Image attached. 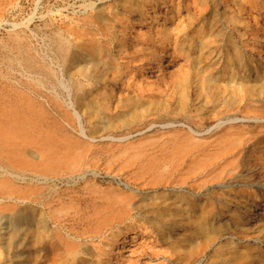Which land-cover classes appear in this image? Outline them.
I'll return each instance as SVG.
<instances>
[{"label": "rangeland", "instance_id": "1", "mask_svg": "<svg viewBox=\"0 0 264 264\" xmlns=\"http://www.w3.org/2000/svg\"><path fill=\"white\" fill-rule=\"evenodd\" d=\"M227 113L264 120V0H0V264H264L263 169L192 136Z\"/></svg>", "mask_w": 264, "mask_h": 264}, {"label": "bare ground", "instance_id": "2", "mask_svg": "<svg viewBox=\"0 0 264 264\" xmlns=\"http://www.w3.org/2000/svg\"><path fill=\"white\" fill-rule=\"evenodd\" d=\"M251 1V0H250ZM254 1V0H252ZM254 3V2H253ZM242 4V3H241ZM240 6V5H239ZM238 7V5H237ZM64 43V42H63ZM64 48V47H63ZM64 50V49H63ZM98 61V60H97ZM47 63V62H46ZM97 63V62H96ZM105 68V67H104ZM31 70V69H30ZM64 72V71H63ZM33 73V72H32ZM35 75V73H34ZM40 75V74H39ZM49 75V74H48ZM251 76V75H250ZM37 77V76H36ZM39 77V76H38ZM50 77V76H49ZM37 79V78H36ZM35 79V80H36ZM45 79V78H44ZM42 79L40 81L41 85L43 84H48V80H44ZM49 79V78H48ZM39 82V79L37 80ZM43 81V83H42ZM69 83V82H68ZM37 84V83H36ZM40 85V84H39ZM54 85V84H53ZM58 85V84H57ZM50 86V85H49ZM43 87V86H42ZM53 87V86H52ZM51 87V88H52ZM51 90V89H50ZM53 93V92H52ZM55 94V93H54ZM60 99V98H59ZM70 100V99H69ZM71 103V101H70ZM64 104V103H63ZM69 105V104H68ZM70 106V105H69ZM228 107V106H226ZM72 108V107H71ZM255 108V107H254ZM74 109V108H73ZM223 109V108H222ZM230 109H233L230 107ZM243 108H241L242 110ZM257 109V108H256ZM218 110V109H217ZM244 110V109H243ZM246 110V109H245ZM244 110V111H245ZM249 111H251L250 109H248ZM224 111V109H223ZM222 111V112H223ZM258 111V110H256ZM221 112V111H220ZM236 112V111H235ZM246 112V111H245ZM244 112V113H245ZM71 114V113H70ZM223 114V113H222ZM221 114V116H222ZM228 115H223V117H219L211 122H201V125L197 128V130L195 131V134L192 136L197 135L199 138L201 137L202 140V145L203 144L206 146L205 149L208 147L210 149H216L218 155H220V160H225L227 158H232L231 160V169L232 171L226 172V174H228V177H235L233 176L237 171H239V168H242L243 165H246V169H249L251 171V174H246L244 175L245 177H240L238 179V182L242 183L245 182V180L249 179L251 180L249 183L251 184V182L254 185H257L258 183L256 181H254L253 177H254V173L258 174L259 168H262L264 171V152L263 153H258L256 154L255 152H257V147L253 146L251 143H254V137L250 134H246V133H241V128L247 124L250 123V121H253V123L258 126L260 124H262V120L263 118L258 117V116H248V115H238V114H229ZM72 115V114H71ZM149 115V114H148ZM80 117V116H79ZM158 117V116H157ZM49 118V117H48ZM77 118V116H76ZM55 120V119H54ZM172 120V119H171ZM65 121V120H64ZM148 121V120H147ZM146 121V122H147ZM182 121V120H181ZM208 121V120H207ZM264 121V120H263ZM145 123V122H144ZM197 123V122H196ZM186 124V123H185ZM79 125V123H78ZM199 125V124H198ZM264 126V125H263ZM81 132L83 131L82 128H80ZM74 130V128H73ZM263 130V129H262ZM244 132V131H243ZM248 132V131H247ZM110 133V132H109ZM258 133V132H257ZM253 134V133H252ZM263 134V133H262ZM135 136V135H134ZM102 138V137H101ZM264 138V137H262ZM100 139V138H99ZM125 139V138H124ZM121 141V140H120ZM127 141V140H126ZM263 141V139L261 140ZM105 144V143H104ZM103 144V145H104ZM164 145V144H163ZM255 145V144H254ZM263 145V144H262ZM200 147V146H199ZM198 147L195 149L197 151ZM204 149V147H203ZM204 149V150H205ZM262 149V148H260ZM192 150V149H191ZM194 150V149H193ZM207 151V150H206ZM263 151V150H262ZM166 152V151H165ZM197 153V152H196ZM189 154V153H188ZM192 154V153H191ZM210 154V153H209ZM21 155V154H20ZM217 156V155H216ZM248 156V158L246 159V157ZM148 158V157H146ZM157 158V157H156ZM215 158V157H214ZM197 159V158H196ZM161 160V159H160ZM203 160V159H202ZM201 160V161H202ZM205 160V159H204ZM142 161V160H141ZM188 161V160H187ZM217 161V160H216ZM215 161V162H216ZM173 162V161H172ZM191 162V161H190ZM193 162V161H192ZM200 162V161H199ZM204 162V161H203ZM187 163V162H185ZM202 163V162H201ZM208 163V162H207ZM204 162V164H207ZM140 164V163H139ZM188 164V163H187ZM203 164V163H202ZM229 164V163H228ZM183 165V164H182ZM191 165V164H190ZM215 165V164H214ZM132 166V165H131ZM153 166V165H152ZM224 166V164H223ZM3 169V165L1 166ZM147 167V166H146ZM186 168V167H185ZM211 168V167H210ZM222 168V167H221ZM224 168V167H223ZM168 169V168H167ZM190 169V168H189ZM196 169V168H193ZM208 169V168H207ZM151 170V169H150ZM206 170V169H205ZM242 170V169H240ZM7 171V170H6ZM133 171V170H132ZM184 171V170H183ZM190 171H192V169H190ZM189 171V172H190ZM203 171V170H202ZM228 171V170H227ZM243 171V170H242ZM207 172V171H206ZM225 172V171H224ZM248 172V171H247ZM18 173V172H17ZM204 173V172H203ZM213 173V172H212ZM246 173V172H245ZM260 173V172H259ZM187 174V173H186ZM202 174V173H201ZM210 174V173H209ZM221 174V173H220ZM240 175V176H241ZM82 176V175H81ZM219 176V175H218ZM227 176V175H226ZM64 177V176H63ZM198 177V176H197ZM177 178V177H176ZM195 178V177H193ZM215 178V177H214ZM217 178V177H216ZM226 178V177H225ZM224 178V179H225ZM247 178V179H245ZM57 179V178H56ZM210 179V178H209ZM228 179V178H227ZM237 179V178H235ZM229 180V179H228ZM154 181V180H153ZM197 180H195L196 182ZM232 181V179H231ZM234 181V179H233ZM198 182V181H197ZM219 182V181H217ZM226 182V181H225ZM262 181H259L260 186H256L255 189H253V191L255 192H259L260 191V187L264 188V183H261ZM162 183V182H161ZM236 183V182H235ZM239 183V184H240ZM193 184V183H192ZM219 185H224V182H219ZM231 184V183H230ZM234 184V183H232ZM231 184V185H232ZM238 184V185H239ZM252 184V185H253ZM229 186L227 187V189H224V192H230L231 189H233V186ZM235 185V186H238ZM245 185V184H244ZM253 185V186H254ZM226 186V185H225ZM221 187V186H220ZM36 189V188H35ZM189 189V188H188ZM221 189V188H220ZM234 190V189H233ZM205 191V190H204ZM246 191L245 188L240 187L238 189H236L235 193H242ZM253 192V193H254ZM247 193V192H246ZM250 194V192H249ZM233 195V194H232ZM242 195V194H241ZM243 196V195H242ZM21 198V197H20ZM213 198V197H212ZM218 200V199H217ZM249 200V199H248ZM254 201V200H253ZM12 207V206H11ZM155 208V207H154ZM214 208V207H213ZM15 210V209H14ZM117 210V209H116ZM116 214V213H115ZM116 222V221H115ZM108 224V223H107ZM105 226V225H104ZM66 236V235H65ZM45 235L43 234H37L35 239H34V247H35V252L36 254L34 255V261L32 264H38L41 259H46L47 257V251H48V244L45 241ZM257 242V241H256ZM68 246V245H67ZM71 247V246H69ZM68 249V248H67ZM70 250V249H69ZM14 260V259H13ZM63 260V259H62ZM65 260V259H64ZM68 261V260H65ZM64 261V262H65ZM64 264H67L64 263ZM68 264H78L77 260L72 259L69 261Z\"/></svg>", "mask_w": 264, "mask_h": 264}]
</instances>
